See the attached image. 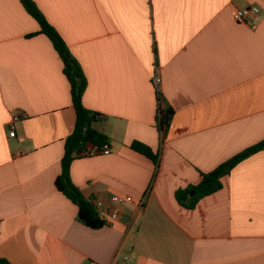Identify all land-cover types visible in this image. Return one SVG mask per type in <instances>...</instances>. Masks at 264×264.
I'll return each mask as SVG.
<instances>
[{
	"label": "crops",
	"instance_id": "1",
	"mask_svg": "<svg viewBox=\"0 0 264 264\" xmlns=\"http://www.w3.org/2000/svg\"><path fill=\"white\" fill-rule=\"evenodd\" d=\"M34 1L81 65L83 104L101 115L96 127L112 141L110 154L74 160L70 179L118 218L87 227L56 188L76 123L70 84L50 40L28 37L40 27L20 0H0V257L264 264V150L194 209L175 198L264 139V0ZM249 6L260 9L253 25L236 22ZM158 97L175 110L165 137ZM133 141L159 154L157 168Z\"/></svg>",
	"mask_w": 264,
	"mask_h": 264
},
{
	"label": "trees",
	"instance_id": "2",
	"mask_svg": "<svg viewBox=\"0 0 264 264\" xmlns=\"http://www.w3.org/2000/svg\"><path fill=\"white\" fill-rule=\"evenodd\" d=\"M25 10L38 23L40 30L28 35L46 36L62 64L63 72L70 84L72 102L76 111V123L72 134L65 140V151L61 160V174L55 180L56 188L62 192L78 208V219L87 227L100 229L106 225V220L97 212L92 203L84 197L82 192L70 179L72 163L81 157L89 148L101 149L105 145H111V138L101 132L96 124L101 120V115L89 110L83 104V95L87 88V79L79 62L71 54L66 42L46 18L34 0H20ZM159 99L157 126L162 136L165 137L170 129L175 110L168 104H163ZM131 149L149 160L156 168L159 166V154L155 153L148 145L133 141ZM264 150V139L250 146L227 161L220 164L209 173L201 174V181L194 186L178 189L175 193L177 202L186 209H194L198 202L223 188V178L230 175L231 171L242 161ZM195 191L194 195L191 192ZM0 264H11L8 260L0 257Z\"/></svg>",
	"mask_w": 264,
	"mask_h": 264
},
{
	"label": "built area",
	"instance_id": "3",
	"mask_svg": "<svg viewBox=\"0 0 264 264\" xmlns=\"http://www.w3.org/2000/svg\"><path fill=\"white\" fill-rule=\"evenodd\" d=\"M260 14V9L257 6H249L243 9H239L235 12L234 14V19L236 22L238 23H248L249 25H253L251 19L254 17H257ZM159 78L156 77L155 82L156 84L159 83ZM19 117L16 116L13 119V123L11 125V129H10V135L12 137L15 136V127H14V122L18 121ZM111 153V147L109 145H105L103 148L101 149H97V148H89L86 152H84L82 154V156H98V155H108ZM146 197H144L140 202H139V207L141 208L144 205ZM90 202L92 203V205L95 207V209L97 210V212L100 214L101 212V216L106 220L107 218L109 219H117L118 218V214L116 212H111V213H107L104 211V204L101 201L98 200H94L91 199ZM112 202L113 203H117L122 205L125 200L122 199L121 197L115 196L112 198ZM126 264V263H123Z\"/></svg>",
	"mask_w": 264,
	"mask_h": 264
},
{
	"label": "water",
	"instance_id": "4",
	"mask_svg": "<svg viewBox=\"0 0 264 264\" xmlns=\"http://www.w3.org/2000/svg\"><path fill=\"white\" fill-rule=\"evenodd\" d=\"M194 194H195V191H192V192H191V195H194Z\"/></svg>",
	"mask_w": 264,
	"mask_h": 264
}]
</instances>
